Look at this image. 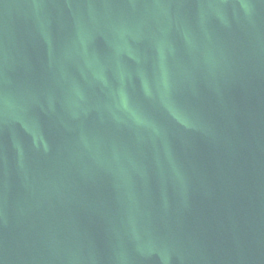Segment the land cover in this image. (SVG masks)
<instances>
[{
	"label": "water",
	"instance_id": "water-1",
	"mask_svg": "<svg viewBox=\"0 0 264 264\" xmlns=\"http://www.w3.org/2000/svg\"><path fill=\"white\" fill-rule=\"evenodd\" d=\"M0 264H264V0H0Z\"/></svg>",
	"mask_w": 264,
	"mask_h": 264
}]
</instances>
